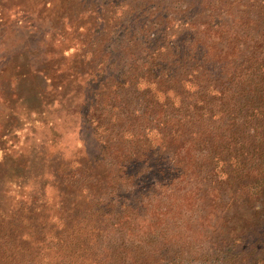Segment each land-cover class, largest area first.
Wrapping results in <instances>:
<instances>
[{
  "label": "rangeland",
  "instance_id": "obj_1",
  "mask_svg": "<svg viewBox=\"0 0 264 264\" xmlns=\"http://www.w3.org/2000/svg\"><path fill=\"white\" fill-rule=\"evenodd\" d=\"M1 213L27 263L264 264V0H0Z\"/></svg>",
  "mask_w": 264,
  "mask_h": 264
},
{
  "label": "trees",
  "instance_id": "obj_2",
  "mask_svg": "<svg viewBox=\"0 0 264 264\" xmlns=\"http://www.w3.org/2000/svg\"><path fill=\"white\" fill-rule=\"evenodd\" d=\"M121 86H126V83H120ZM257 98L255 101L254 108L262 107L263 99H262V93L258 90H254L252 92L251 97L248 100L247 106L251 108L252 102ZM202 102H199L196 104L195 112H197V117L200 118L202 116V112L205 111V108L202 107ZM200 106V107H198ZM200 114V115H199ZM261 114V113H259ZM170 123H166V121H163L160 123V126H167ZM5 214H0V264H12L13 262H17L19 264H38V263H27L26 259L19 258L16 253L11 252L12 242H16L17 239H15L14 235H11L8 228H5L7 225H11L10 218H6L4 216ZM13 233V232H12ZM42 254H40L41 256ZM44 257V256H43Z\"/></svg>",
  "mask_w": 264,
  "mask_h": 264
}]
</instances>
